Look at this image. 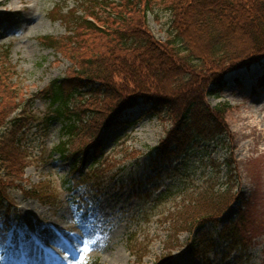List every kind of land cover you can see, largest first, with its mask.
<instances>
[{
	"label": "rangeland",
	"instance_id": "1",
	"mask_svg": "<svg viewBox=\"0 0 264 264\" xmlns=\"http://www.w3.org/2000/svg\"><path fill=\"white\" fill-rule=\"evenodd\" d=\"M83 8L82 0H0V72L26 107L10 117L26 119L21 129L28 154L15 182L9 181L0 165V180L7 181L0 184V226L4 210H10L13 223H21L16 243L8 248L0 244V264H264V86L256 89L263 65L258 76L243 72L234 81L224 78L226 87L206 99L210 105L223 101L231 106L226 114L231 139L221 136L197 142L171 165L150 166L149 152L168 124L161 120L162 111L138 105L100 132L101 143L94 150L101 152L100 166L95 165L100 169L98 177L80 184L72 197L62 191V179L71 168L70 159L54 152L65 139L63 121L46 120L55 114L56 104L41 96L54 79H72V70L65 56L43 43L44 37L70 36V42L90 37L89 29H75L64 16L65 12L84 14ZM164 9L156 6L147 16L159 39L166 37L170 21ZM88 89L81 88L82 95L73 103L81 104L84 93L92 90ZM8 126L0 128V136ZM229 155L239 178V186L233 189L239 197L228 208L236 206L235 215L225 221L220 217L213 226L176 227L174 211L182 197L213 172L219 171L218 181L224 182ZM211 159L220 163L213 170ZM92 162L93 157L88 163ZM240 210L239 247L233 248L219 233L222 226L238 221ZM33 241L44 247L41 254H28L27 243Z\"/></svg>",
	"mask_w": 264,
	"mask_h": 264
},
{
	"label": "trees",
	"instance_id": "2",
	"mask_svg": "<svg viewBox=\"0 0 264 264\" xmlns=\"http://www.w3.org/2000/svg\"><path fill=\"white\" fill-rule=\"evenodd\" d=\"M82 1L84 14L65 12L64 16L75 29L84 27L92 35L75 42L68 41L70 36L44 37L43 43L65 56L72 70V79H54L41 96L56 104L55 114L46 120L63 121L61 135L65 139L54 152L70 159V172L62 179L64 191L70 195L80 184L98 177L101 152L95 154L94 150L100 145V132L137 104L162 111L161 120L168 124L158 145L149 152L150 166L181 157L194 143L221 136L231 139L226 123L231 106L227 102L210 105L206 99L226 87L224 74L228 71L264 57V0ZM159 5L170 13L164 39L156 37L147 23V16ZM0 74V128H10L0 136V165L9 181L15 182L28 157L21 129L26 119L10 115L26 107ZM85 87L94 95L87 91L81 104L73 103ZM232 162L229 155L224 182L219 183L217 171L201 184L190 186L194 189L172 210L176 227L191 230L217 222L236 198L233 189L239 186V178ZM209 164L212 170L220 165L214 159ZM3 183L7 181L0 180ZM242 223L243 212L237 222L226 224L219 233L233 248L239 247L236 233Z\"/></svg>",
	"mask_w": 264,
	"mask_h": 264
},
{
	"label": "bare ground",
	"instance_id": "3",
	"mask_svg": "<svg viewBox=\"0 0 264 264\" xmlns=\"http://www.w3.org/2000/svg\"><path fill=\"white\" fill-rule=\"evenodd\" d=\"M264 66V64H263ZM249 69H242V70H237V71H234L233 74H230L228 75L229 78H233V77H236L243 74V72L247 73ZM261 71V67L260 65H255L253 67L250 68V72L255 74V73H258ZM236 213V206H233L223 217H222V221H225L228 219V217H233ZM40 248V251H44V247L43 246H39ZM27 249H29V247H27ZM28 254H30V252L28 251Z\"/></svg>",
	"mask_w": 264,
	"mask_h": 264
}]
</instances>
